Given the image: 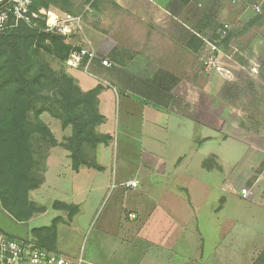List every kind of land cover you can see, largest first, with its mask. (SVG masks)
I'll list each match as a JSON object with an SVG mask.
<instances>
[{
	"label": "crops",
	"instance_id": "1",
	"mask_svg": "<svg viewBox=\"0 0 264 264\" xmlns=\"http://www.w3.org/2000/svg\"><path fill=\"white\" fill-rule=\"evenodd\" d=\"M110 1L121 12L119 21L106 25L113 28L111 33L87 30L96 58L87 70L76 68L81 71L77 82L83 91L104 83L98 97V109L104 116L100 131L109 134L111 139L113 135L118 138L121 132L123 136L136 139L140 160L130 168L135 172L129 174L125 167L97 163V147L92 156L96 166L82 165L75 170L76 175L81 176L87 169L85 174L89 173L94 191L106 190L99 205L105 201L111 205L108 204L105 214L99 215L96 223L99 226L94 242H101V246L96 245L95 253L84 257L81 251L73 258L81 257L82 264H213L216 259L219 262L220 255L207 253L225 246L226 223L219 221L216 226L217 223L212 222V233L204 224L205 238L193 217L206 202L205 194L211 185L204 179L185 180L179 174L193 152L200 150L203 144L220 137L226 140L224 114L216 108L215 101L219 98L210 94L209 84L201 76L203 69L199 71L198 66L199 53L207 51L203 39L206 37L191 29L186 19L193 0L187 3L182 0ZM115 32L118 36L114 37ZM104 60L111 64L105 65ZM202 127L206 129L204 132H201ZM211 130L213 135L209 133ZM55 137L58 140L57 135ZM168 138L170 147H182L171 161L164 143ZM195 139L199 140L198 146L193 145ZM110 143L103 145L108 147ZM69 155V150L61 146L51 148L49 168L53 164L72 168ZM215 163L202 171H222L223 166L216 156ZM101 170L107 171L105 178H98L104 177L99 173ZM203 175L204 172L201 178ZM231 180L229 191L234 192ZM132 181H137V186H129ZM217 182L219 184V179ZM200 183L201 196L195 194L198 191L194 193ZM226 184V181L221 184L222 191L227 189ZM140 185L141 189L135 191ZM217 187L219 189V185ZM77 206L78 217L83 209L78 200ZM0 208L3 209L1 202ZM97 214L95 211L91 220ZM210 235H217L219 239L211 237L210 241H216L208 246ZM51 248L67 253L60 248L58 236Z\"/></svg>",
	"mask_w": 264,
	"mask_h": 264
},
{
	"label": "rangeland",
	"instance_id": "2",
	"mask_svg": "<svg viewBox=\"0 0 264 264\" xmlns=\"http://www.w3.org/2000/svg\"><path fill=\"white\" fill-rule=\"evenodd\" d=\"M92 3L88 0H71L68 9L51 6L46 10L82 15L86 31L91 30L94 33L92 29H95L103 33L106 31L111 33L113 28H106V25L110 26L111 23L115 24L119 21L118 17L121 12L117 11V7L111 4L110 0H97L95 5ZM255 6H260L261 11L257 12L254 9ZM259 15L261 16L259 20L251 22ZM41 17L39 19H43ZM186 19L191 29L204 34L210 40L217 37L224 25H228V32L231 30L232 33L229 42L222 47L221 56L225 67L231 70V76L206 73L203 60L207 51L199 53V71L203 69L201 76L209 84L210 94L219 98L215 101L216 108L224 114L226 140L220 137L218 140L204 142L200 150L193 152L189 161L183 166L185 169L179 174L185 180L204 179L211 185L209 192L205 194L206 202L193 215L194 222L198 223L203 231L205 224L211 233L214 227L211 225L212 222L217 223L216 226L219 225V221L226 223L227 234L223 237L225 246L216 248V250L214 248L207 253V255L216 253L221 256V260L218 262L216 259L213 264H250L264 248V0H193L187 9ZM115 33L114 37L118 36V32ZM73 42L77 44V47L82 44L78 35ZM68 57L65 60H59L42 52L37 58L39 62L46 63L51 69L59 73L67 72L78 81L77 75L81 74V71L68 64ZM252 68H257L258 71L252 72ZM102 85L101 87L104 86ZM58 93L55 84H52L50 90L39 92L41 99L38 100L37 108L43 104L51 105L49 98L54 100L59 96ZM36 110L30 113L32 119ZM40 117L48 123L59 140L54 146L49 144V138H46L41 145L38 142L35 144L40 153L39 161L44 182L29 191V199L35 203V208H41L42 211L36 212L27 221H18L0 208V230L18 239L36 241L33 229L55 226V241L50 237H45L47 233L45 231H39L40 236L37 240L43 239L44 244L49 245L50 243L53 247L58 236L60 248L67 252L57 251L59 254L73 259L75 255L83 251L85 257V255L95 253L97 244L100 246L102 244L101 242L99 244V241L95 244L94 240L97 226H99L96 225L99 215L105 214L104 210L109 204L105 201L102 206L99 205L104 199L106 190L98 188L97 193L94 191L88 178L89 173L85 174L87 169L82 171L81 176H77L72 165V168H68L53 164L49 168L48 159L51 148L58 145L67 149L72 127L62 129L61 121L49 112L42 113ZM100 128L98 125L97 131L99 134H104ZM205 130L202 127L201 132ZM220 131L219 135L222 134V128ZM212 132L211 130L209 133L213 135ZM123 135V132L118 138L113 135L108 147H105V144H99L96 161L101 164L125 167L131 174L135 172L130 170L131 166H136L140 160V146L136 139ZM164 143L167 145V152L172 151L171 155L167 153L171 161V157L173 155L175 157L182 147H170L169 138ZM198 143L199 140L193 141L194 146H198ZM97 147L85 144L84 149L91 161H93L92 156ZM214 155L220 160L223 170L202 171V168L207 166L205 161L209 160L210 165L216 164ZM200 163L204 164L203 167ZM203 172L204 175L201 178ZM99 173H102L104 177L98 178H105L107 171L101 170ZM231 178L232 185H235L234 192L229 191L231 184L228 182ZM217 179H219V184H217ZM223 181L227 183L225 191L220 188ZM245 188L249 191L247 195H243L242 192ZM139 189L141 185L135 191ZM239 190L241 191L237 193ZM201 192L202 184L200 183L194 193L201 196ZM77 200L82 203L83 207L78 217L79 209L55 205L56 202L77 205ZM95 211H98V214L91 220ZM237 221H239L238 224ZM204 237L206 238L205 231ZM211 237L219 239L217 235H210L207 238L208 246L216 241H210ZM230 245L237 248L232 249L233 246ZM230 258H233L235 262Z\"/></svg>",
	"mask_w": 264,
	"mask_h": 264
},
{
	"label": "trees",
	"instance_id": "3",
	"mask_svg": "<svg viewBox=\"0 0 264 264\" xmlns=\"http://www.w3.org/2000/svg\"><path fill=\"white\" fill-rule=\"evenodd\" d=\"M88 1L95 5L97 0ZM182 1L187 3L190 0ZM70 2L33 0L32 9L39 11L51 6L66 9ZM5 4H0V8ZM41 18L35 21V25L21 23L0 33V202L3 209L18 221H27L36 212L42 211L41 208H35V203L29 199V191L44 182L36 142L41 145L49 138L50 145L58 144L49 125L40 117L42 113L49 112L58 118L63 128L72 127L66 148L70 152L74 170L82 165L96 166L89 159L85 144L97 147L99 144H108L111 139L109 134H99L96 129L104 120L98 109L102 87L83 91L69 73H59L46 63L39 62L37 57L42 52L65 60L72 48V44L67 43L62 34L48 30L45 17ZM260 18L259 15L251 22ZM231 33L230 30L221 40L222 47L229 42ZM194 35L196 38L197 35ZM219 38L220 33L212 41H218ZM200 43L203 44L201 38ZM52 84L58 88L59 96L54 100L49 98L51 105L43 104L37 108L38 100L41 99L38 93L50 90ZM34 109L37 110L32 119L30 113ZM208 163L209 160L205 161L207 166H211ZM55 205L78 210L77 205L63 202H56ZM39 231L47 232L45 237L54 240L56 227L32 230L35 242L53 251L50 243L49 246L44 244L43 239L37 240ZM252 264H264V248Z\"/></svg>",
	"mask_w": 264,
	"mask_h": 264
},
{
	"label": "built area",
	"instance_id": "4",
	"mask_svg": "<svg viewBox=\"0 0 264 264\" xmlns=\"http://www.w3.org/2000/svg\"><path fill=\"white\" fill-rule=\"evenodd\" d=\"M3 2L7 4L0 8V33L15 28L21 23L35 25V21L44 16L47 29L62 34L65 41L72 44L68 64L75 68L84 67L86 70L90 67V64L96 58V50L85 29L82 15H73L59 10H46L45 8L36 11L32 9L33 0H0V4ZM254 9L257 12L261 11L260 6H255ZM227 34L228 25H224L220 30L218 41L203 38L207 47V53L203 60L206 73L231 76V70L225 67L221 56V40ZM77 35L82 42L79 47L73 42ZM104 64L110 65L111 63L104 60ZM252 70V72L258 71L257 68H252ZM128 185L137 186V181L129 182ZM242 192L243 195H247L249 191L245 188ZM82 262L81 257L72 259L32 241L12 237L0 230V264H82Z\"/></svg>",
	"mask_w": 264,
	"mask_h": 264
}]
</instances>
